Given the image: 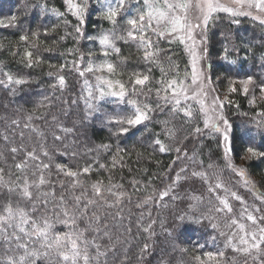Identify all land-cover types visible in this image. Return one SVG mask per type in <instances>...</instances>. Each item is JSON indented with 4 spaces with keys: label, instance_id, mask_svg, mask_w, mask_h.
<instances>
[{
    "label": "trees",
    "instance_id": "16d2710c",
    "mask_svg": "<svg viewBox=\"0 0 264 264\" xmlns=\"http://www.w3.org/2000/svg\"><path fill=\"white\" fill-rule=\"evenodd\" d=\"M89 3L94 8H100L97 2L92 3L89 0ZM144 7L141 0H126L125 11L117 18L115 25L102 18L98 12L94 13L86 19L83 36H80L75 32L77 20L67 12L64 0H0V22H2L0 23V130L4 129L5 118L8 121L18 119L20 127L16 129L12 139L17 145L23 143L29 151L36 147L43 163L50 165L44 174L51 181V185L42 186L39 191L31 189L33 191L31 200L23 198L19 191L9 192L6 186H0V208L11 201L14 207L18 205L29 211L33 219L47 217L52 224V235L85 230L84 238L91 240L97 234L88 227L85 218L77 220L74 229L59 222L64 216L61 213V206L55 200H50L45 205L43 197L37 198L39 192H48L54 186L56 196L65 193L67 206L72 207L73 192L69 188L71 179L58 172L56 165H67L73 170L90 166V172L80 176L86 188L90 189V185L98 180L107 185L111 178L112 184L123 185L122 190L131 194V202L125 200L122 204L124 224L127 225L131 221L132 227L130 243L126 245L131 264H141L137 257L144 243L151 245L149 249L151 254H145L143 264H162V262L163 264H199V261L195 260L197 256L205 260L206 264H217V262L218 264H259V261L254 260L251 255L225 247L228 236L235 231L234 228L228 227L232 216L209 212L215 201L209 202L206 185L199 178L191 177L187 181L180 182L177 191L184 197L182 200L174 201L170 197H165L160 204L152 203L142 208L136 207L145 197L153 195L154 190L158 194L170 184L172 177L185 164H189V174L192 170H207L211 174L214 170L207 169L210 163L223 170L222 177L228 173L225 168L224 148L219 136H210L198 141L201 138H198L199 134H196L194 129L202 126L203 118L197 105L188 101L193 110V117L190 119L183 112L174 113L171 104H165L156 96V89L162 88L160 84L162 79H173L177 72L179 78L183 79L186 70L190 73L188 56L179 41L172 43H169L168 39L158 41L161 52L160 65H157L144 61L143 52L135 41L116 39L115 46L119 48V53L109 50L108 56L105 57L98 39H88L89 36L99 37L104 33L126 35L129 29L127 20L145 12ZM53 10L63 12L65 15L57 16ZM13 16L16 17L14 21ZM32 33H37V36H33ZM22 35H27L28 40L21 41ZM249 35L250 38L247 37ZM152 39L156 41L157 37L152 36ZM210 40L209 63L212 59L219 60L215 65L211 62V68L217 75H222L230 81L252 77V81L260 89L264 86V25L247 18H243L238 24H228L221 20L216 22L211 30ZM225 48L228 50L227 59H223ZM25 51H32L33 60L39 58L40 62H34L29 67L24 55ZM81 55L84 57L82 61ZM105 61L115 64L117 68L116 74L110 78L121 80L130 91L129 78L133 73L143 72L150 76L148 85L143 89L138 87L136 94L130 95L128 99H136L142 104L150 105L153 109L150 113L151 120L137 126L138 130L133 129L132 133L127 135H113L118 126L108 123V120L111 116L131 115L133 110L130 105L126 102L114 103V98H108L96 105V111H90L85 99L82 98L87 96L84 88L85 80L94 86L97 75L108 76V74L86 72L84 76H80L73 67V62H78L80 69L83 70L89 62L98 65ZM61 65H65L63 70L60 69ZM161 67L167 73L166 76L162 75ZM9 75L13 80L23 79L26 82L9 83ZM61 75L65 78V86L53 87L58 85V77ZM184 106L182 103L181 107ZM225 111L235 129L230 154L233 156L243 154V148L248 146L264 151V92L261 97L251 100L238 86L232 92L230 107ZM29 114L32 115L30 123L44 133L43 143L50 159L40 154V138L36 133L23 129V124L28 122L26 118ZM53 116L57 117V122L63 127L72 128L74 131L61 133L53 124ZM165 121L167 124L164 123ZM167 129H172L174 135L170 137ZM21 130L24 131L23 140L19 137ZM53 132L63 139L54 140ZM195 138L198 140L193 141ZM156 139H160L170 151L160 152L159 145L154 143ZM100 145H110V147L105 150L98 147ZM0 146L11 145H4L3 140L0 139ZM177 147L181 148L182 152L186 149L188 156L195 153L197 160L203 161V169L199 164L191 165L183 156L177 160L178 153L175 151ZM118 148L122 149L119 153H117ZM23 156V153H18L13 159L12 155L5 151L4 156L0 158V169H3L6 181L9 179L16 181V178L22 175L15 168V164L19 163ZM113 157L118 160L115 167H112ZM174 161L176 162L173 163ZM32 163L35 162H30ZM247 163L248 165L243 169L254 182L258 192L264 193V159L251 158ZM102 164L106 167L101 168ZM170 166L174 171L169 174ZM28 175L30 179H38L39 173L36 177H32L29 170ZM228 179L225 182L228 187L234 191H242V182L238 175H231ZM60 181H64L63 188L60 186ZM82 191L83 189L76 188L74 194L80 195ZM185 193L202 196L203 203L195 210L190 209L189 204L192 202L187 199ZM88 195L91 196L90 190ZM242 196L248 205L257 206L261 203L257 204L256 196L249 189ZM155 198L158 199V195ZM232 205L233 214L238 217L240 203L235 201ZM193 212L197 216L201 214L212 216V219H204L203 225H193L188 228L191 230L190 236L187 232L181 235L187 223V216L192 215ZM141 213H144V220L141 222L144 225L155 221L152 227L155 235L151 239L148 238L147 233L137 231L136 221ZM179 215H184L185 221L178 220ZM109 223H112L111 218ZM212 224H216L217 228L213 229ZM249 227L251 228V225ZM119 230L123 231L122 228ZM11 231L12 229H9V232ZM169 231L172 233L171 236L168 235ZM100 242L108 243L107 240ZM34 243L39 248V242L34 241ZM221 251L224 256L217 257L216 261H207L204 256L207 252ZM14 253L22 254V250H16L14 244H6L0 240V257ZM89 254L95 255V249L90 247ZM118 255L122 258L124 250L121 249ZM105 259L108 264H119V260L111 253L107 257H101L100 264H104ZM37 264H56V262L41 257L37 260Z\"/></svg>",
    "mask_w": 264,
    "mask_h": 264
},
{
    "label": "snow or ice",
    "instance_id": "6c2138e0",
    "mask_svg": "<svg viewBox=\"0 0 264 264\" xmlns=\"http://www.w3.org/2000/svg\"><path fill=\"white\" fill-rule=\"evenodd\" d=\"M96 2L100 5L99 9L92 7L89 0H64L67 12L77 20L75 32L78 35L83 36L86 19L94 13L98 12L102 18L115 25L117 18L125 11L126 0H96ZM235 3L240 6L246 5L248 9L255 8L259 12L264 13V0H235ZM143 4L145 5L146 11L127 20L129 29L126 35L116 36L115 33H104L99 37L89 36L88 39H98L105 57L108 56L109 50L119 53V48L115 46L116 39L135 41L143 52L144 61L157 65H160L159 55L161 49L158 47L159 40L168 39L169 43L179 41V43L184 44L185 50L191 57L190 73L186 70L183 79L179 78L178 72L173 79H162L160 81L162 88L156 89V96L158 99L163 100L165 104H171L174 113L183 112L190 119L193 117V110L187 102L189 100L195 101L199 106V113L203 116L204 129L196 127L194 132L201 134L204 130H209L210 134L216 133L222 136L226 158L225 168L231 169L232 172L236 173L241 178L243 185L253 192L261 204H264V193L258 192L254 182L248 178L245 169L237 168L231 161V141L235 136V129L223 114L224 101H220L218 96H212L209 102V93L214 91V89H211V77L205 76L203 68L200 67V61L202 59L201 51L204 54L207 53L206 33L209 22L215 18L214 14L224 12L232 17L251 16V11H242L241 7L233 8L225 6L220 3V0H143ZM192 11L197 13L195 23H193V18L190 16V12ZM53 12L57 16L65 15L63 12H57L55 10ZM253 18L264 23V20H261L259 15ZM15 19L16 17L13 16L12 20L14 21ZM233 23L238 24L239 20H233ZM32 35L37 36V33H32ZM152 36H156L157 40L154 41ZM197 36L200 38L197 39ZM20 40L27 41L28 36L22 35L20 36ZM202 45L204 47H201ZM227 51V48H225L223 59H227ZM24 55L29 67L34 62H40L39 58L35 61L33 60L32 51H25ZM89 56H91V53H89ZM83 59L84 57L81 55V61ZM64 67L65 65H61L60 69L63 70ZM73 67L79 72L80 76H84L86 72H106L108 74V76L97 75L94 86L87 80L84 81L87 96L82 98L85 99L86 106L90 111H96V105L108 98H114V103L119 102L123 104L126 102L127 105L132 107L133 111L129 116L117 115L109 117L108 123L118 126L117 131L112 133L113 135L130 134L133 129H137V126L144 125L146 121L151 120L150 113L153 109L150 105L142 104L136 99H128L130 95L136 94L138 87L143 89L148 85L150 82V76L148 74L143 72L133 73L129 78V84L131 85L130 91L129 87L121 80H113L110 78L117 72L116 65L111 62L105 61L98 65L89 62L83 70L80 69L78 62H73ZM161 73L162 75H167L163 67H161ZM49 75H52V73H49ZM189 80L190 83L188 82ZM8 82L23 84L26 81L23 79L13 80V77L9 75ZM252 82V77H248L247 80L242 82L245 93L248 91V85ZM57 86L61 88L65 86L64 76L61 75L58 77V85H53V87ZM231 90L235 91V88ZM260 90L264 92V86H261ZM182 103L185 105L184 107H181ZM26 119L28 122L23 124V129H29L36 133L40 138V154L44 157H49L48 150L43 143L44 133L30 123L32 120L31 114ZM52 121L61 133L67 134L74 131L72 128H66L59 124L56 116L52 117ZM221 122L224 125L223 129L221 128ZM164 123L167 124V121ZM19 127L20 121L18 119L8 121L5 118L4 129L0 130V139L3 140L4 145L11 146H0V158L4 156L5 151L10 153L13 159H15L16 154L23 153V159L15 164V168L22 175L17 177L16 181H12L11 179L6 181L4 179L3 169H0V186H6L9 192L19 191L23 198L31 200L33 198V191L31 189L39 191L42 186L51 185L50 179L44 174L50 168V165L43 163L40 155L37 154L36 147H33L29 151L23 143L18 145L15 143L12 137L15 136L16 129ZM167 133L170 137L174 135L172 129H167ZM19 137L21 140L24 139L23 130L19 132ZM53 139L61 141L63 137L53 132ZM154 143L159 145L160 152L170 151V148L160 139H156ZM98 147L107 150L110 145H100ZM121 151L122 149H117V153ZM175 151L178 153L177 160L183 156L191 165L199 164L203 169V161H198L195 153L192 156H188L187 150L185 149L182 152L179 147ZM247 152L250 154V158L264 159V151H258L254 147H248ZM30 162L35 163L30 164ZM117 163V158L113 157L112 167H115ZM100 167L105 168L106 165L102 164ZM56 169L65 177L71 179L69 188L73 192L71 196L73 206H67L65 193L62 192L59 197L56 196L54 186L48 192H39L37 198L43 197V203L45 205L50 200H55L61 206V213L64 219L59 222L75 229L77 220L85 218L88 221V227L97 235L91 240L84 238L85 230L52 235V224L47 217L33 219L29 211L18 205L14 207L11 201H9L0 208V240L6 244H14L16 250H22V254L17 255L14 253L13 255L0 257V264H37V260L41 257L55 261L56 264H100V258L107 257L109 253L116 256L119 264H131L127 256L126 245L130 243L132 227L131 221L127 225L124 224L125 216L122 207L125 200L131 202V194L122 190L123 185L112 184L111 178H109L107 185L103 181L98 180L90 185V189L86 188L80 176L82 174H88L91 170L90 166L73 170L67 165L57 164ZM207 169L214 171L210 174L207 170H192L189 174V164H185L184 167L175 173L170 184H167L158 194L154 190L153 195L145 197L136 207L142 208L152 203L160 204L165 197H170L174 201L182 200L184 197L177 191L180 182L182 180L187 181L191 177L199 178L206 185V190L210 198L209 202L211 203L212 200L215 201L212 207L209 208V212L232 216L228 227L234 228L235 231H233L232 235L228 236L225 247H231L233 251L251 255L254 260L259 261V264H264V207L248 205L247 201L241 195L225 184L222 179L223 170L219 169L217 165L210 163L207 165ZM29 170H31L32 177H36L37 173H39L38 179H30L28 175ZM172 171L174 169L170 166L169 174ZM59 183L61 188H63L64 181H60ZM133 187L135 188V183H133ZM76 188L83 189L80 195L74 194ZM89 190L91 191V196L88 195ZM221 192H223V195L220 194ZM157 195L158 199L155 198ZM185 196L192 202L189 204L190 209L195 210L203 203L204 198L202 196L188 193H185ZM233 200L241 204L238 217L233 214L234 209L231 202ZM102 209L103 211H101ZM148 215L150 216L151 213L149 212ZM109 218H111V224L109 223ZM57 219L59 220V216H57ZM177 219L185 221V216L179 215ZM204 219H212V216H206L204 214L197 216L195 212L192 215H188L187 223L184 225L181 235L193 225H203ZM143 220L144 213H141L136 221L137 231L138 233L140 231L147 233L148 238L151 239L155 235L152 230L155 221L153 220L151 223L144 225L141 223ZM241 221H247L248 223L246 224ZM249 225H251V228ZM211 227L215 229L217 225L212 224ZM113 228L117 230L113 231ZM121 228L123 231L119 230ZM9 229H12V231L9 232ZM168 235L171 236L172 233L169 231ZM221 235H224V233H221ZM103 240H107L108 243L102 244L100 241ZM34 241L39 242V248L35 246ZM90 247L95 249V255L89 254ZM150 247L151 245L149 243H144L143 247L139 249L137 259L141 264H143L145 254H151L149 253ZM121 249L124 250L122 258L118 255ZM7 251H11V249H7ZM182 251L186 252L187 249H182ZM253 253L255 255H252ZM204 256L207 258V261H216L217 257L222 258L224 253L223 251L219 253L207 252ZM195 260L199 261V264H206V261L202 260L199 256L195 257ZM104 264H108L107 259H105Z\"/></svg>",
    "mask_w": 264,
    "mask_h": 264
},
{
    "label": "rangeland",
    "instance_id": "374dc122",
    "mask_svg": "<svg viewBox=\"0 0 264 264\" xmlns=\"http://www.w3.org/2000/svg\"><path fill=\"white\" fill-rule=\"evenodd\" d=\"M92 3H95L96 0H90ZM143 1V0H141ZM220 3H222L223 5L225 6H229V7H241V10L242 11H251L252 15L251 16H238V17H232L230 16L228 13H224V12H218L216 14H214V19H212L210 22H209V25H208V29H207V44H206V47H207V53L204 54L202 51H201V56H202V59L200 61V67L203 68L204 70V75L205 76H210L211 77V89H214V91H211L209 93V102H210V99L212 96H218L220 101H224V107H223V114L224 116L228 119V121L233 125V122L230 120V118L226 115V111L225 109H227V107H230L231 103H232V90L233 88H236V87H240L241 90L244 89V84L242 83L243 81L247 80V79H239V80H232L230 81L229 79H226L224 78L222 75H217L213 68H211V65L213 63V65L216 64V62H218L219 60H216V59H212V61H210L209 63V55H208V47L211 48V40H210V32L211 30L215 27V24L216 22L218 21H223V22H227L228 24L231 23V24H237V23H233V20H242L243 18H247L249 20H254L256 22H260V20H257V19H254L253 17L259 15L261 20H264V13H261L259 12L258 10H256L255 8H252V9H248L246 5L244 6H240V5H237L235 3V0H220ZM145 6V5H144ZM145 8V7H144ZM197 13L195 11H192L190 12V16L193 18V23L196 22L195 20V17H196ZM262 25H264V23H261ZM222 34V33H221ZM224 37V35H223ZM250 38V35L247 36ZM200 37L197 36V39H199ZM184 49H185V45L182 44ZM201 47H204L203 45ZM187 56H188V60H189V67H190V70H191V64H190V61H191V57L189 55V53L185 50ZM212 56V54H211ZM216 60V61H215ZM106 73V72H105ZM190 83V80L188 81ZM243 93L247 96V97H250L251 100H254V99H257L259 97H261V94L263 93L262 91H260V88L256 85V83L253 81L251 84L248 85V91L247 93L244 92L243 90ZM191 103L194 102L195 105H197L195 103V101H191L189 100ZM188 103V102H187ZM197 107H199L197 105ZM203 118V116H202ZM201 129H204V123L202 122V126L200 127ZM221 128L223 129L224 128V125L223 123L221 122ZM231 135V133H230ZM210 136H219V138L221 139V142H222V145H223V148H224V142L222 140V136L220 134H216V133H212L210 134L209 130H204L201 134H199L198 138H201L198 140V138H195L193 139V141L195 140H198V141H201L202 138H206V137H210ZM233 139V138H232ZM197 141V143H198ZM249 147V146H248ZM248 147H245L243 148V151L242 153L243 154H240V155H237L236 156L230 154V157H231V161L232 163L237 167V168H243V167H246L248 165L247 161L250 158V154L247 152V148ZM226 159V158H225ZM227 174L225 175V177L223 176L222 179L224 180V182H227V180H229L228 178L230 177L231 178V175H234L236 173L232 172L231 169H227ZM233 173V174H231ZM237 176V174H236ZM240 178V177H239ZM248 178H250L248 176ZM251 179V178H250ZM240 181H241V178H240ZM241 187H242V191L238 192L236 191L239 195L242 196V194L244 192H248V189L243 185V183L241 184ZM231 188V187H230ZM243 189L245 191H243ZM234 191V190H233ZM223 195V194H221ZM243 197V196H242ZM255 199V198H254ZM257 201V204L260 203V201H258V199H256ZM232 203L235 202L234 200L231 201ZM240 203V202H239ZM248 203V202H247ZM250 205V204H249ZM258 207H264V204H261L260 205H257ZM240 209H241V204H240ZM189 236H190V233H191V230H187L186 231Z\"/></svg>",
    "mask_w": 264,
    "mask_h": 264
}]
</instances>
